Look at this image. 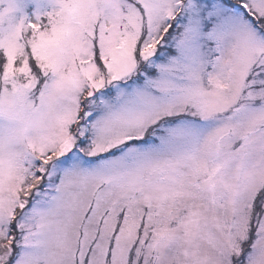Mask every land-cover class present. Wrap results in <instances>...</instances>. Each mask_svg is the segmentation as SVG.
<instances>
[{
    "label": "snow or ice",
    "instance_id": "6c2138e0",
    "mask_svg": "<svg viewBox=\"0 0 264 264\" xmlns=\"http://www.w3.org/2000/svg\"><path fill=\"white\" fill-rule=\"evenodd\" d=\"M0 264H264V0H0Z\"/></svg>",
    "mask_w": 264,
    "mask_h": 264
}]
</instances>
